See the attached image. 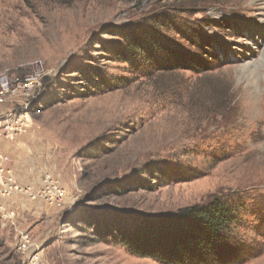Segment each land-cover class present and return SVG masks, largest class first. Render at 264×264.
I'll return each instance as SVG.
<instances>
[{
	"label": "rangeland",
	"instance_id": "374dc122",
	"mask_svg": "<svg viewBox=\"0 0 264 264\" xmlns=\"http://www.w3.org/2000/svg\"><path fill=\"white\" fill-rule=\"evenodd\" d=\"M161 9L200 25L227 62L201 74L126 73L106 52L117 39L107 29ZM88 65L114 85L89 92ZM8 114L21 115V129L6 132ZM0 156L20 187L47 175L65 190L62 207L42 199L53 205L40 200L44 216L26 214L45 264H162L93 240V220L214 198L239 207L236 229L264 220V0H0ZM155 163L183 178H154ZM31 189L37 197L40 185ZM13 229L0 231V264H21ZM239 245L244 258L232 264H264V229Z\"/></svg>",
	"mask_w": 264,
	"mask_h": 264
},
{
	"label": "trees",
	"instance_id": "16d2710c",
	"mask_svg": "<svg viewBox=\"0 0 264 264\" xmlns=\"http://www.w3.org/2000/svg\"><path fill=\"white\" fill-rule=\"evenodd\" d=\"M162 11L152 13L144 21L107 29L117 39L106 52L131 69L126 73L148 75L188 70L201 74L210 65L223 66L226 59L215 38L202 33L200 25H190L182 17ZM80 73L89 92L100 93L114 85V81L109 82L111 78L90 65ZM149 171L163 182L178 175L176 171L166 173L159 163ZM182 178L178 175L175 179ZM137 185L152 188L145 180ZM239 218L237 205L225 198H214L206 204L182 207L165 215L93 220L88 228L92 229L95 241L110 240L137 257L162 264H232L244 258L240 245L229 242Z\"/></svg>",
	"mask_w": 264,
	"mask_h": 264
},
{
	"label": "crops",
	"instance_id": "0c3cea01",
	"mask_svg": "<svg viewBox=\"0 0 264 264\" xmlns=\"http://www.w3.org/2000/svg\"><path fill=\"white\" fill-rule=\"evenodd\" d=\"M43 176L45 175L39 177L40 180H36L35 182L33 181V183H29L28 185L30 186V188L31 185L32 186L34 185V187L40 185L41 187ZM24 195L26 194L20 192L18 193V191L15 190H12L5 195L0 194V215H1V219L6 218L5 222L3 220L0 223V231H2L3 233H8V231L14 228L12 232L17 234L18 238H20L23 235H26L29 238L30 245L27 251L21 252L17 248V251L20 255L21 264H24L25 260L28 258L29 253H31L32 251L37 252L40 256L42 263L45 264L46 260L44 255V248H43L44 246L42 243L43 241L38 236L33 237L31 235L32 230L30 231L29 228L27 227L29 223L28 219L30 217V213L36 216L45 215V212L41 207L42 204L40 202V200L41 201L43 200L39 197H31L29 194L26 196ZM43 203H45V201H43ZM47 205H49L50 207V205L52 204H47ZM26 214L29 217H27ZM36 229L37 227L33 229V232H35Z\"/></svg>",
	"mask_w": 264,
	"mask_h": 264
},
{
	"label": "built area",
	"instance_id": "2783aa9c",
	"mask_svg": "<svg viewBox=\"0 0 264 264\" xmlns=\"http://www.w3.org/2000/svg\"><path fill=\"white\" fill-rule=\"evenodd\" d=\"M30 84H25L24 87L28 88ZM29 89V88H28ZM18 115V114H16ZM4 125L2 126L6 132H9L10 130L12 131L13 129H18L22 127L23 122L20 119L21 115H18L17 117L11 116V114H8L7 116H4ZM14 119V120H13ZM13 128V129H11ZM7 161V158L5 156H0V184H1V190L0 194L5 195L9 193L12 190H16L22 193H28L31 197H35L32 192L30 187H20L16 180L15 177H13L11 170H6L4 168L5 162ZM65 190L64 188L60 187V185L52 179L50 176H43L42 178V183L40 189H38L37 192V197L49 202L53 203L56 206H61L64 203L65 200ZM20 241L18 242V249L21 252L27 251L29 245H30V240L26 235L21 236ZM24 264H43L40 256L37 252L32 251L29 253L28 258L25 260Z\"/></svg>",
	"mask_w": 264,
	"mask_h": 264
},
{
	"label": "clouds",
	"instance_id": "9594fccd",
	"mask_svg": "<svg viewBox=\"0 0 264 264\" xmlns=\"http://www.w3.org/2000/svg\"><path fill=\"white\" fill-rule=\"evenodd\" d=\"M261 229H264V220L257 218L253 222L246 223L243 227L234 230L230 235L236 243L250 246L255 236L260 235Z\"/></svg>",
	"mask_w": 264,
	"mask_h": 264
},
{
	"label": "bare ground",
	"instance_id": "6f19581e",
	"mask_svg": "<svg viewBox=\"0 0 264 264\" xmlns=\"http://www.w3.org/2000/svg\"><path fill=\"white\" fill-rule=\"evenodd\" d=\"M16 191V190H15ZM19 192V191H18ZM22 193V192H21Z\"/></svg>",
	"mask_w": 264,
	"mask_h": 264
}]
</instances>
